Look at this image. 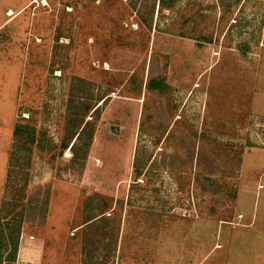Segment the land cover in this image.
<instances>
[{"label": "rangeland", "instance_id": "374dc122", "mask_svg": "<svg viewBox=\"0 0 264 264\" xmlns=\"http://www.w3.org/2000/svg\"><path fill=\"white\" fill-rule=\"evenodd\" d=\"M253 143L264 0H0V264H247Z\"/></svg>", "mask_w": 264, "mask_h": 264}, {"label": "crops", "instance_id": "0c3cea01", "mask_svg": "<svg viewBox=\"0 0 264 264\" xmlns=\"http://www.w3.org/2000/svg\"><path fill=\"white\" fill-rule=\"evenodd\" d=\"M248 148L252 150H248L250 161L248 164L251 169L247 182L241 180L239 172L232 225L233 239L239 238L241 246L245 245V239H248L247 264H264V146L253 143ZM245 152L246 149L241 155V164ZM239 194H244L249 199L242 201ZM238 254L243 255L241 251ZM237 264H241V257Z\"/></svg>", "mask_w": 264, "mask_h": 264}, {"label": "trees", "instance_id": "16d2710c", "mask_svg": "<svg viewBox=\"0 0 264 264\" xmlns=\"http://www.w3.org/2000/svg\"><path fill=\"white\" fill-rule=\"evenodd\" d=\"M158 1H159V3H161L162 6H170V4L172 2V0H158ZM148 88L149 89L156 88L158 90H161L163 87L160 85V83L151 81L148 84ZM72 146H73V144H71V147ZM139 167H140L139 165H135V169L137 170V173H139V171H138ZM30 209H32V208H30ZM40 217L43 219V215L42 216L40 215ZM14 226H15V234L18 235L20 222L19 221L15 222ZM0 231H1V228H0ZM16 235H14L13 238L11 239L13 250L16 248V244H17L16 243ZM3 240H5L4 242H6V238Z\"/></svg>", "mask_w": 264, "mask_h": 264}]
</instances>
